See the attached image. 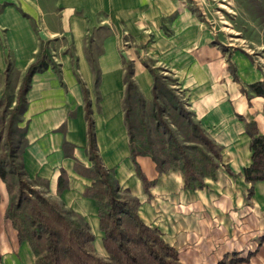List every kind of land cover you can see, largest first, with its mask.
Segmentation results:
<instances>
[{
  "label": "crops",
  "instance_id": "0c3cea01",
  "mask_svg": "<svg viewBox=\"0 0 264 264\" xmlns=\"http://www.w3.org/2000/svg\"><path fill=\"white\" fill-rule=\"evenodd\" d=\"M202 0H0V93L40 52L21 114L28 179L64 209L83 217L94 249L107 257L90 158L89 118L97 153L119 188L137 196L141 218L160 229L184 264H264V179L248 182L252 162L246 122L264 133V96L249 85L264 67L245 51L224 48ZM144 104L154 75L169 73L192 118L222 147L206 186H184L177 168L160 171L151 155L132 157L126 74ZM163 76V75H162ZM138 168L152 182L149 191ZM81 169V170H80ZM10 194L0 176V264H35L30 243L6 216Z\"/></svg>",
  "mask_w": 264,
  "mask_h": 264
},
{
  "label": "trees",
  "instance_id": "16d2710c",
  "mask_svg": "<svg viewBox=\"0 0 264 264\" xmlns=\"http://www.w3.org/2000/svg\"><path fill=\"white\" fill-rule=\"evenodd\" d=\"M46 59V54L40 52L24 75L16 103L11 109L10 132L0 152V176L6 181L10 194L6 216L18 230L20 239L32 246L36 255L35 264H184L178 250L166 240L163 232L141 218L138 211L140 199L126 190L122 191L114 175L104 168L97 153L90 118V158L93 166L80 170L93 179L85 194L94 198L99 207L107 257L96 253L94 234L83 217L64 209L28 179L22 164L25 130L19 126V121L26 106L31 76L46 67ZM154 79L152 112L165 101L174 109H179L183 121H174L179 135L167 124V129H162L161 122L155 127L157 139H152L145 132L140 111L144 100L131 79V67L128 65L125 107L132 157L151 155L160 171L179 169L186 188H203L206 177L214 176L222 163V147L191 117L189 111H185L184 106H180L178 95L164 82L163 76L155 74ZM249 90L264 96V80L250 84ZM154 117L153 113L152 120H155ZM246 130L251 136L252 162L243 173L246 180L254 184L264 179V133L258 130L254 121L246 122ZM15 131H19V135L14 138ZM138 174L145 190L149 191L152 182L139 168Z\"/></svg>",
  "mask_w": 264,
  "mask_h": 264
},
{
  "label": "rangeland",
  "instance_id": "374dc122",
  "mask_svg": "<svg viewBox=\"0 0 264 264\" xmlns=\"http://www.w3.org/2000/svg\"><path fill=\"white\" fill-rule=\"evenodd\" d=\"M200 15L217 27L220 32L219 41L224 48H235L247 52L258 65L264 67V0H202ZM164 82L172 87L180 98L175 88V80L169 73H162ZM6 88L0 93V152L5 147L9 135L10 114L18 95V77L9 76ZM178 98V99H179ZM180 106H184L183 102ZM179 102V103H180ZM178 103V102H177ZM154 102L140 106L145 132L157 139L155 130L157 123H162V129L170 127L179 135V129L174 121H183L179 109L162 101L152 112ZM138 108V107H137ZM185 111H188L184 106ZM153 113L155 114L153 119ZM192 117V116H191ZM140 132V130H135ZM19 131L13 133L18 137ZM38 189V188H37Z\"/></svg>",
  "mask_w": 264,
  "mask_h": 264
}]
</instances>
